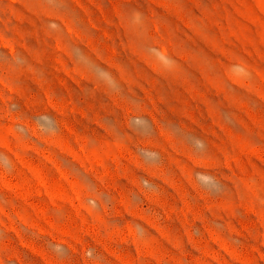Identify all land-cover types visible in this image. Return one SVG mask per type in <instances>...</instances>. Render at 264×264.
<instances>
[{"label":"rangeland","instance_id":"1","mask_svg":"<svg viewBox=\"0 0 264 264\" xmlns=\"http://www.w3.org/2000/svg\"><path fill=\"white\" fill-rule=\"evenodd\" d=\"M0 264H264V0H0Z\"/></svg>","mask_w":264,"mask_h":264}]
</instances>
